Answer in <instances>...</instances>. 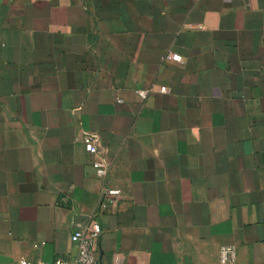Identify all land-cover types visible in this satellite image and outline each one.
I'll return each mask as SVG.
<instances>
[{
	"label": "crops",
	"instance_id": "1",
	"mask_svg": "<svg viewBox=\"0 0 264 264\" xmlns=\"http://www.w3.org/2000/svg\"><path fill=\"white\" fill-rule=\"evenodd\" d=\"M104 186L103 264H264V0H0V264L73 258Z\"/></svg>",
	"mask_w": 264,
	"mask_h": 264
},
{
	"label": "built area",
	"instance_id": "2",
	"mask_svg": "<svg viewBox=\"0 0 264 264\" xmlns=\"http://www.w3.org/2000/svg\"><path fill=\"white\" fill-rule=\"evenodd\" d=\"M166 59L173 61H180L181 56L176 54H169ZM148 91L140 92L142 99L148 97ZM86 151L94 158L92 166L96 171L97 177L105 180L110 171V165L99 160L100 147L97 144L96 136L93 134H86L82 138ZM122 192L117 188L104 186L101 189L99 199L91 213L86 217V222L83 225H78L75 228L71 240L77 246V254L71 259L58 258L53 262L39 261L33 263L26 258H21L14 264H103L96 252L97 243L103 233L101 224L97 220V214L100 211L107 210L111 205L119 201ZM237 260L236 248L232 246H223L220 249V263L233 264ZM115 264H122L120 260Z\"/></svg>",
	"mask_w": 264,
	"mask_h": 264
}]
</instances>
